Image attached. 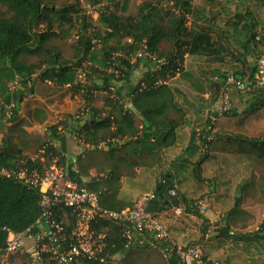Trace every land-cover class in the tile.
I'll return each instance as SVG.
<instances>
[{
  "label": "crops",
  "instance_id": "1",
  "mask_svg": "<svg viewBox=\"0 0 264 264\" xmlns=\"http://www.w3.org/2000/svg\"><path fill=\"white\" fill-rule=\"evenodd\" d=\"M150 70L153 71L152 64L140 60L124 79L92 73L93 81L81 80L80 86L59 85L42 78L40 70L35 71L31 74L29 88L20 83L14 93L8 94V100L1 97L4 103L13 101L15 107L14 118L5 122L0 105L2 152L9 155L8 159L14 156L18 160L33 155L43 142L50 141L59 154L57 163L65 173L89 188L99 189L101 204L114 209L132 206L141 193L156 187L157 182L164 179L161 198L166 197L167 185H175L178 203L184 205L183 213L179 217L166 216V208L160 209L161 202L154 204L151 212L162 220L179 244L198 243L206 256L230 264H264V237H261L260 249L252 244L243 249L240 242L228 255L223 244L219 245L221 240H216L213 245L209 244L211 236L205 240L202 236L208 223L219 216H222L224 224L215 232L220 235L233 231L252 232L254 216L260 218V225L254 227L255 230L261 229L263 224L264 186H253L264 185V158H242L240 151L243 149L237 147V144L243 143L251 147H254V142L264 144V110H248L247 105L254 99L252 95L235 89L230 91V109L216 116L215 139L205 155L198 153V132L204 127V113L212 103L209 99L214 93L210 89L203 92L192 90L195 95L190 97L188 90L192 87L181 77L184 89L179 81H165L184 93V109L190 120L189 124L176 129L173 144L158 146V138L164 129L156 131L151 127L143 133L139 131L140 134L113 136L106 139L104 146L73 137L85 123L89 125L96 116L110 112V102L118 101V104L130 108V90ZM87 88L95 89L88 102V111L80 119H75L74 113L86 98L83 89ZM205 104L207 106L203 108ZM134 120L141 127L139 114L134 115ZM54 125L55 131L50 128ZM140 136L145 140H137ZM252 182L254 184L250 186ZM196 197L205 198L204 212L191 206ZM131 255L135 256V260L130 264H178L174 259H166L157 247L148 244L123 247L111 253L105 264H126ZM22 257L19 262H13L15 258L11 257L10 263L28 264L25 256Z\"/></svg>",
  "mask_w": 264,
  "mask_h": 264
},
{
  "label": "trees",
  "instance_id": "2",
  "mask_svg": "<svg viewBox=\"0 0 264 264\" xmlns=\"http://www.w3.org/2000/svg\"><path fill=\"white\" fill-rule=\"evenodd\" d=\"M201 1L208 4L216 0ZM253 1L264 6V0ZM169 2H172L170 6ZM117 6L118 3H115L116 8L106 6L101 10L97 19L99 25L94 24L92 32L88 30L86 17L83 15L81 30L69 42L67 38L69 34H74V23L80 17V11L71 3L57 8L53 0H0V96L8 100L7 86L16 75L21 85L29 88L31 74L37 70L41 71L42 78L59 85L72 83L77 79V68L86 60L91 62L87 73L88 81H93L92 73L111 79H124L140 60L150 62L147 57L130 62L131 55L136 53L143 40L148 50L165 56L168 68L173 69L176 67L177 56L185 52L195 57L202 56L209 63H222L229 56L239 59L235 55L237 51L243 57L248 53L256 54L257 57L264 50L259 47H264V36L256 38L257 23L250 10L244 13L234 12L226 20L231 34L226 36L220 30L213 36L211 23L214 17L206 16L205 5H195L193 0H145L138 4L134 13L127 14L118 11ZM73 34L71 35L74 36ZM92 38H96L97 43H93ZM247 66L252 74V64ZM109 67L118 69L119 73L109 72ZM215 69L217 72L218 68ZM173 72L167 73L164 68L148 71L130 90V108L118 104V101L110 102L112 110L96 116L89 125L85 123L78 132L79 138L84 142L97 144L117 135L140 134L139 131L143 133L146 128L151 127L156 131L164 129L158 138V146L173 144L176 129L190 122L184 109V93L165 82ZM210 72L214 74L213 70ZM210 72H202V76H196L184 70L180 77L198 92L212 90L214 94L210 95L209 100L213 103L220 94L224 77L223 71H220L214 75H217L216 78L213 76V80ZM235 75L242 74L235 72ZM156 80L163 82L153 85ZM80 82L77 80L76 86H80ZM89 89H84V96L88 101L91 98L88 95ZM250 95L254 99L248 110L254 112L264 108L263 88L256 89ZM136 113L141 117V127L135 123ZM2 126L0 121V131ZM50 128L55 131L56 125ZM137 140L145 139L140 136ZM254 147H264V144L254 142ZM8 158L9 155L2 152L0 162L11 167L17 165V158ZM164 185L161 181L157 182L156 197L150 201L149 211H153L156 203L161 202L160 209H163L179 202L178 198L168 196L165 192L166 197L161 198ZM90 188L95 189L92 186ZM39 213L40 196L36 189L0 176V249L6 243V228L14 232L23 231L33 224ZM107 224L111 228L108 238L111 254L122 249L124 243L118 237L116 226ZM263 229L264 223L261 226L262 231Z\"/></svg>",
  "mask_w": 264,
  "mask_h": 264
},
{
  "label": "built area",
  "instance_id": "3",
  "mask_svg": "<svg viewBox=\"0 0 264 264\" xmlns=\"http://www.w3.org/2000/svg\"><path fill=\"white\" fill-rule=\"evenodd\" d=\"M171 4L172 2L168 3L169 6ZM100 6H102L101 2L93 6L94 11L91 12V17L80 12V17L74 23V37H77V32L81 30L83 15L86 17L88 30L92 32L93 25L97 22L101 12ZM172 9L177 12L175 7ZM256 38L258 39L259 35ZM92 42L97 43V39L92 38ZM131 56V63L138 58L147 57L152 63L153 70L164 68L167 73L174 71V74L169 77L180 75L186 69L188 59V53L179 54L175 60V69L168 68V59L148 50L145 40ZM90 66V61H83L77 68V79L68 84H76L77 80L87 81ZM252 66L254 68L252 74L246 70L241 76H236L230 70L223 71L224 81L220 94L206 108L205 124L198 132V153L200 155H205L209 151L210 144L215 139L216 116L230 109V91L235 89L239 93L250 94L256 89H264V50L254 58ZM108 71L119 73L118 69L112 67H109ZM216 77L217 75L214 76ZM162 82L156 80L153 85ZM19 85V78L16 75L8 83L7 92L14 93ZM142 85L145 86L144 83ZM94 92L95 89L90 88L88 95H93ZM88 102L85 99L83 105L74 113L75 119H80L88 111ZM0 105L5 122H10L15 116L13 101L4 103L0 96ZM73 137L81 140L78 133ZM106 142L102 140L96 146H104ZM2 145L3 136L0 133V155ZM58 159V152L52 147L50 141H45L33 155L18 159L14 167L0 162L1 177H8L29 188H34L40 196V213L30 227L20 232L6 228L7 238L5 246L0 249L1 254L3 253L0 264H10L11 253L24 255L28 264H71L74 262L105 264L110 256L108 238L111 228L107 223L116 226L118 237L122 239L124 247L134 244L152 245L157 247L166 259H174L178 264H230L206 256L198 243L182 245L174 239L162 220L148 210L150 201L156 197V187L141 193L130 207L109 208L101 204L99 189H91L69 177L58 165ZM161 182L164 183L165 180ZM165 190L168 196L178 198L175 185H167ZM191 206L197 208L199 212H204L205 198L196 197ZM183 210V203H177L169 205L164 213L166 216L179 217ZM217 219L208 223L202 234L204 240L211 236L212 229L218 223ZM262 223H264V214Z\"/></svg>",
  "mask_w": 264,
  "mask_h": 264
},
{
  "label": "rangeland",
  "instance_id": "4",
  "mask_svg": "<svg viewBox=\"0 0 264 264\" xmlns=\"http://www.w3.org/2000/svg\"><path fill=\"white\" fill-rule=\"evenodd\" d=\"M142 1H145V0H97V2L95 0H53V4L57 8H60L63 4L71 3L74 6V8H77L81 13H83L84 15L87 14L89 17H91V15H92L91 12L94 11L93 6L98 2L102 3V6L99 7V10L104 9L106 6L110 7V9H114V8H116L115 3H118V6H117L118 11L120 10V11H123L124 14H127V13H134L137 9L138 4L141 3ZM193 3L195 5H197V4L205 5V7L207 8L205 15L208 17H214V21L211 23L212 28H213V31H212L213 36H216V34H218V32L220 30H222V32H224L226 36H228V33L231 34V32H230L231 28L226 24V20L229 17H232L234 12L239 11V12L244 13L247 10H250L252 12V15L254 16V21H256V23H257L256 29H255L256 33L259 36L260 35L264 36V6L257 3L256 1H253V0H216L213 3L203 4L201 0H193ZM190 18H191V16H190ZM95 25L96 26L99 25L98 21L95 22ZM71 34H73V33H71ZM71 34H69V36L67 38V40L69 42L71 40H73V38L75 39V37L72 36ZM223 37H225V36H223ZM231 38H233V37H231ZM259 47H261L260 48L261 50H262V48L264 49V47H262L261 45H259ZM239 53L240 52L237 51L235 54V55L240 57L239 59H236L235 57L232 58L229 56L228 58H225L222 63H209L202 56L201 57H198V56L195 57V56L188 54L187 67L185 70L192 72L196 76H202V74H201L202 72L207 73V72H210L213 70L214 74H212L210 72V77L213 80H214L213 76L215 74H219L218 72H220V71L230 70L234 73L235 72L241 73L242 71L246 72V70H248L247 65L252 64L254 58L256 57V54L253 55V54L248 53V54H246L247 56L243 57ZM215 68H218L217 72H216ZM221 68H223L224 70L223 69L221 70ZM244 72H242L241 74H244ZM179 78H180V75H175L173 77H169L168 80L172 81L173 83H177L179 81L178 82V83H180L179 85H181V87H183V89H184V86L180 82ZM187 87L188 86L185 87L186 92L189 91L188 95L190 97H193L195 95V92H192V90H194V89L190 88L187 91ZM248 105H247V108L249 107ZM206 106L207 105L205 104L203 108H205ZM263 110H264V108H263ZM231 146H233V144H231ZM237 147L241 150L243 149L242 151H240L242 158H250V156H252V158H257V159L264 158V147L255 148V147L248 146L247 144L245 145L244 143L241 145L237 144ZM253 184H254V182H252L250 184V186ZM262 186H264V185L263 184H256L255 186H253V188L254 187L261 188ZM262 199L264 201V194L262 195ZM262 211H264V206L262 208ZM217 222L218 223L215 224L214 228L212 229L209 244L214 245V242L216 240H218V239L221 240V242H219V245L223 244V248H224L226 254H228V255L235 248V245L239 244L240 242L242 243L243 249L246 248L247 244H248V247H249V244H252L255 248L260 249L259 247H261V237H264V234L261 231H259V230H261L260 228H259V230H255V228H254L256 226L259 227V225H260L259 216H254V218L252 219V230L253 231L248 232V233H243L240 231H233V233L226 232L225 234L220 235L219 233H217L215 231H218L219 229H221L223 227L222 225L224 224V220H223L222 216L218 217ZM220 237H222V239H220ZM243 251L246 252L245 250H243ZM2 254L0 253V262L3 259ZM9 257H10V259H11V257L15 258V259H13V262H14V260L18 261V260L23 258L20 253H11ZM128 260H129V262H127L128 264L134 262L135 256L131 255ZM12 264H14V263H12Z\"/></svg>",
  "mask_w": 264,
  "mask_h": 264
}]
</instances>
